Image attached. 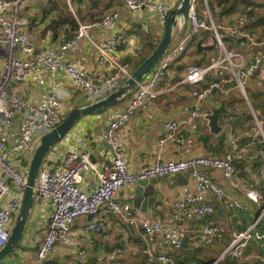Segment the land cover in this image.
Segmentation results:
<instances>
[{"label":"built area","instance_id":"2783aa9c","mask_svg":"<svg viewBox=\"0 0 264 264\" xmlns=\"http://www.w3.org/2000/svg\"><path fill=\"white\" fill-rule=\"evenodd\" d=\"M28 1L0 0V118L11 120L21 114L24 121L23 132L17 143L7 144L0 140V251L8 243L14 217L21 209L36 144L64 120L61 102L69 95L63 87L53 85L45 94L43 104L35 106L27 103L21 92L12 94V86L27 84L41 72H46L50 77L64 73L74 86L85 92L103 94L114 89L124 76L130 75L118 63L121 55L128 57L142 52V47L128 43L126 29H120L121 14L114 10L106 12L98 20L79 22L72 38L63 40L57 46L38 50L29 33L32 20L22 16ZM122 1L130 12L149 10L165 25L172 11L179 8L182 2ZM231 1L191 0L187 21L178 18L174 28L173 41L176 39V43H172L147 79L139 85L130 105L124 111L114 113L115 117L106 133L113 155L111 164H102L92 153L83 152L68 154L62 165H42L35 201H47L52 212L45 238L33 264H45L58 244L75 245V264H84L88 250L81 242H73L72 226L76 220L85 218V231L88 234L108 239L109 218L112 216L133 229L143 231L146 244L144 264H176L170 256L154 253L150 245L160 238L168 248L182 251L186 244L188 222L212 215L215 211L214 206L206 201L208 195L215 197L232 212L249 210L245 202L210 176L213 170L223 171L234 189L258 208L253 225L245 231L234 232L230 245L213 264H218L226 256H231L240 264H264V255L248 251L253 241L264 240V233L257 230L264 222V193L241 181L235 166L237 162L246 160L251 147H257V157L262 163L253 168V173L264 182V115L260 118L250 106L255 129L248 136L249 142L246 144L232 133L235 117H227L222 130L230 132V135L226 138L228 149L222 158L205 156L163 161L157 155L150 163L143 165L139 173L130 171L119 139L120 130L134 115L151 108L159 96L158 88L168 77L170 69L179 63L187 48L204 32L211 33L219 55L208 65L191 66L185 71L179 85L190 89L189 95L194 106L184 108L185 119L166 124L158 145L163 147L169 142L182 145L185 142L181 135L184 130L199 133L202 121L209 126L212 111L203 108V103L208 100L213 101V107L219 108L225 99L239 95L250 105L247 84L257 77L264 78V34L254 29L258 15L264 12V0L261 4L245 5L233 15L227 12ZM92 30H109L112 35L103 42H97L92 37ZM222 32L225 36H222ZM83 40L91 44L97 53L98 65L103 71L97 81L80 67L68 62L70 51L79 48ZM90 171L96 174L99 184L93 192L88 193L81 186L85 174ZM185 174L195 179L196 191L193 196L179 200L164 199L169 218L178 223L170 230L161 221L150 220L130 203L117 199L122 189L138 181ZM223 234L222 228L206 223L198 231L197 239L201 246L211 247L223 243ZM94 243V239L90 238L88 245ZM123 259L124 250L118 248L99 255L94 264H121Z\"/></svg>","mask_w":264,"mask_h":264},{"label":"crops","instance_id":"0c3cea01","mask_svg":"<svg viewBox=\"0 0 264 264\" xmlns=\"http://www.w3.org/2000/svg\"><path fill=\"white\" fill-rule=\"evenodd\" d=\"M235 1L237 0L231 1V4L227 7V12L231 15L239 13L247 5L241 4L234 11L229 10ZM252 1L254 2L252 4L262 3V0ZM112 10L118 11L121 14L120 29H126L128 43L132 46L142 47V52L133 56L125 57L121 55L118 63L125 67L130 75L128 77L124 76L115 85L114 89H109L103 94L98 92H91L89 94L83 89L74 86L64 73H58L56 77H50L46 72H41L27 84L13 85L12 94L21 92L27 103L40 106L44 102L45 94L53 85L61 86L69 92L68 97L61 102V114L64 120H66L73 110L91 106L116 91L134 72H131L123 62L126 59H139L145 55L149 57L163 39L166 25L162 24L153 12L149 10L137 13L130 12L122 0H29L22 11V16L32 20L29 33L36 48L42 51L48 47L57 46L63 40L72 38L75 35L79 22L89 23L98 20L106 12ZM262 16H264V12L258 15V22L255 23L254 28L260 34H264V23L261 21ZM67 18H73L76 26L74 27L70 23L62 24V20ZM54 22L62 24V26L57 27V33L53 31ZM111 35L112 31L109 30H92V37L97 42H103ZM176 41L174 39L173 43H176ZM152 46H155L154 50H151ZM192 48H194L193 53L191 52ZM218 55L219 49L213 42L210 32H204L201 36L197 37L193 44L187 48L179 63L170 69L168 77L158 88L159 96L154 100L151 108L147 111L138 112L120 130L119 139L131 172L139 173L142 166L150 163L157 155L163 161L186 160L205 156L224 157L228 149L226 141H222L221 135L214 134L211 131L210 125L207 126L206 122L203 121L200 122L199 133L188 129L181 133L185 138L184 144L177 145L169 142L163 147L158 145L166 124L170 121L185 119L186 112L184 108L186 106H190L191 108L194 106L189 95L190 89L187 86L179 85L185 71L191 66L208 65ZM97 59L98 56L93 46L86 40H83L79 48L70 51L68 62L80 67L90 78L97 81L103 72L102 68L98 65ZM186 59L189 60V65H184ZM192 61L193 63H191ZM147 77L144 78L142 83ZM138 87L114 106L98 113L82 116L76 121L70 132L50 150L42 165L46 163L50 165H62L68 154H81L83 152L92 153L95 159L102 164H111L113 155L106 139L109 124L115 117L114 113L122 112L130 105L132 101L130 102V99L126 98L130 94H133V100ZM247 87V91L249 88L252 90L250 95L253 96L252 101L255 102L256 109L253 107L251 99L249 100L248 98L250 105L245 102L246 106H243L241 102L245 99L236 95L230 99H225L228 100L227 109L229 113L224 114L220 121V126L224 128L227 117L230 115L234 116L235 121L232 133L238 136L244 144L249 142L248 136L255 129V120L251 114L250 106L260 118L264 115V98L262 97L264 93L261 91L262 87H264L263 76L251 80L247 84ZM203 108L212 111L215 108L213 107V101L208 100L204 102ZM238 110L240 111L238 112ZM23 125L24 121L21 114L11 120L0 118V140H3L7 144L17 143L22 135ZM223 132L226 133V136L230 135V132L226 130ZM39 142L40 140L36 144L34 153ZM257 153V147H251L246 160L236 163V169L238 171V178L241 181L264 193V182L253 173V168L262 163L257 157ZM14 160L13 163L17 165V162ZM177 176H170L165 180L163 179L164 177L158 178L154 185L156 201L148 199L145 201L144 211L137 209L148 219L161 221L167 230L176 227L178 223L173 222L169 218L167 209L164 206V199L179 200L193 196L196 191V181L193 177L185 178L186 181H182L180 184L176 181ZM210 176L219 180L226 190L245 202L249 210L247 212H232L215 197L208 195L206 201L214 206L215 211L212 215L202 216L188 222L184 249L180 252L174 251L168 248L162 239L158 238L155 243L150 245L154 253L166 254L178 264L177 260L179 257L190 252L195 254L197 250L202 248L204 250L199 257L200 259L212 258L217 261L230 245L233 233L245 231L253 225L258 214L257 206L249 202L243 194L234 189L223 171L213 170ZM98 184L99 180L96 174L90 171L85 174V180L81 188L83 191L91 193ZM136 188L137 183H134L122 189L117 194V199L120 202L132 205L133 200L136 198ZM51 212L52 210L47 201H35L19 247L14 253L7 256V258L9 257L7 261V258H5L0 264H33L45 238ZM17 216L13 220V228ZM86 222L85 218H80L72 226L73 242H81L88 250L84 264H94L99 255L118 248L124 250V259L121 264H144L146 259L144 256L146 244L144 243L142 230L133 229L119 218L112 216L109 218L108 225L109 238L104 239L100 236H94V234H88L85 231ZM206 223H212L222 228L224 233L223 243L211 247H203L199 244L197 233L202 225ZM257 230L260 233H264V222H262ZM90 238H93L95 241L92 246L88 245ZM248 251L249 253L264 255V240L253 241ZM76 253L77 248L75 245L66 246L58 244L45 264H75Z\"/></svg>","mask_w":264,"mask_h":264},{"label":"water","instance_id":"95a60500","mask_svg":"<svg viewBox=\"0 0 264 264\" xmlns=\"http://www.w3.org/2000/svg\"><path fill=\"white\" fill-rule=\"evenodd\" d=\"M190 4L191 0H182L180 7L172 11L166 22L163 39L157 48L152 52V54L132 73L131 77L123 85H121L116 91L111 93L105 99L86 108L73 110L66 120H64L59 126L41 137L39 145L30 164L28 187L22 202V206L17 216L14 228L11 232L9 241L0 251V262L3 261L8 255L14 253L23 239L28 219L35 204V189L40 169L47 154L70 132L76 121H78L82 116L98 113L110 108L111 106L117 104L123 97L136 90L144 78L149 75L157 66V64L172 45L174 28L177 25L178 18H180L183 22L187 21ZM227 104L228 100H224L219 108H214L212 110V114L209 117L211 131L214 134L221 135L222 141H226L227 136L220 126V121L224 114L229 113ZM170 176H166L163 179L165 180ZM189 177L190 175H178L176 181L181 184L182 181H186L185 178ZM157 180L158 179H150L137 182V188L135 191L136 198L133 200L132 204L134 208L144 211L143 207L146 204L145 201L148 199L151 201H156L154 185Z\"/></svg>","mask_w":264,"mask_h":264},{"label":"trees","instance_id":"16d2710c","mask_svg":"<svg viewBox=\"0 0 264 264\" xmlns=\"http://www.w3.org/2000/svg\"><path fill=\"white\" fill-rule=\"evenodd\" d=\"M229 0H223V2H228ZM254 3L252 0H241V1H235L233 3V5L229 8V10L231 9V11H234L237 9V7L241 4H247L250 5ZM261 21L264 23V16H262ZM55 25L53 26V31L54 33H57V27L58 26H62L63 23H70L72 26H76V23L74 21L73 18H67L62 20V24H60L59 22H54ZM53 23V24H54ZM52 24V25H53ZM78 27V25H77ZM155 49V46L151 47V50ZM148 55L142 56L139 59H135V60H131V59H126L123 63L124 65L126 64L128 66V68L130 69L131 72L135 71L146 59H147ZM132 96L133 94H130L129 97H127L126 99H130V102L132 101ZM125 101V100H124ZM236 166V164H235ZM261 166V165H259ZM258 167V166H255ZM204 249H199L195 252V254L193 253H185L182 257H179L177 260L178 264H213L216 259H200V255L201 253H203ZM218 264H240L238 261H236L235 259H233L231 256H226L223 260H221Z\"/></svg>","mask_w":264,"mask_h":264},{"label":"rangeland","instance_id":"374dc122","mask_svg":"<svg viewBox=\"0 0 264 264\" xmlns=\"http://www.w3.org/2000/svg\"><path fill=\"white\" fill-rule=\"evenodd\" d=\"M222 36H225V33H224V32H222ZM192 51H194V48L191 49V52H192ZM192 53H193V52H192ZM192 55H193V54H192ZM193 57H194V56H193ZM194 60H195V58H194ZM191 63H193V61H192ZM189 64H190L189 60L186 59V60L184 61V65H189ZM247 88H248V87H247ZM261 91L264 93V87H262ZM251 92H252V90L249 88L248 91H247V95H248L249 100L251 99V101H252L253 96L250 95ZM262 97L264 98V95H262ZM245 102L248 104V101H246V100L242 101L241 104H243V106H246ZM260 102H261V101H260ZM252 105H253V107L256 109V104H255V102L252 101ZM31 155H32V154H31ZM31 155H30V156H31ZM15 221H16V220H15ZM6 258H7V257H6ZM8 259H9V257L6 259V261H7Z\"/></svg>","mask_w":264,"mask_h":264}]
</instances>
